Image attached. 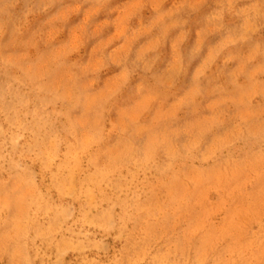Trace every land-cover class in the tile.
<instances>
[{"label": "rangeland", "instance_id": "374dc122", "mask_svg": "<svg viewBox=\"0 0 264 264\" xmlns=\"http://www.w3.org/2000/svg\"><path fill=\"white\" fill-rule=\"evenodd\" d=\"M0 264H264V0H0Z\"/></svg>", "mask_w": 264, "mask_h": 264}]
</instances>
